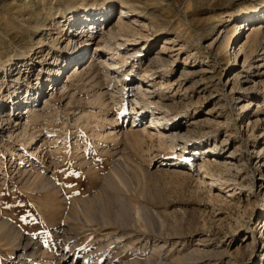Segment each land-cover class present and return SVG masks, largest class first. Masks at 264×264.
Masks as SVG:
<instances>
[{"label":"rangeland","instance_id":"rangeland-1","mask_svg":"<svg viewBox=\"0 0 264 264\" xmlns=\"http://www.w3.org/2000/svg\"><path fill=\"white\" fill-rule=\"evenodd\" d=\"M131 1L138 10L112 0L92 15L80 13L76 23L71 11L64 17L53 14L56 19L49 20L47 28L33 15L44 0H0V63L12 65L0 70V84L4 83L0 90L5 89L0 92V109L6 110L2 115L18 107L22 121L29 96L35 97L38 109L46 106V99L49 102L44 118L34 125L40 129L33 144L36 152L25 151L21 142L9 137L10 130L18 133L15 123L0 121V223L8 225L0 231V264H59L62 253L71 250L78 264H180L192 251L195 255L186 264H225L227 258L237 264H257L263 259L264 108L255 104H264V53L252 55L246 39L264 14L250 19L253 26L247 29V25L238 35L235 22L243 21L238 20L243 9L264 0ZM46 3L63 5L64 0ZM106 4L107 0H97L95 6ZM40 11L46 17L48 8ZM99 18L106 29L115 26L126 49L135 46L144 51L134 74L149 91H156L153 83L139 75L148 58L158 54L171 61L168 69L158 71L174 98L173 112L180 114L190 134L203 140L202 147L207 140L217 142V160L204 155L205 148L198 156L183 144L173 148L176 143L161 123L150 122L153 115L139 122L136 116L133 122L130 100L136 90L131 92L132 84L122 97L117 80L134 61H119L97 34L88 37L79 65L67 61L83 50L79 47L72 54L67 37L83 22ZM95 50L104 52L101 59L110 64L111 72L119 70V75L110 72V79L104 68L100 75L102 88L115 94L114 109L101 114L100 138L89 132L96 128L95 122L85 129L79 125L83 119L77 120L81 111L93 109L88 99L98 88L97 77L74 71L88 65ZM55 56L56 65L47 70ZM250 63L253 68L248 72ZM38 90L41 98L33 96ZM16 98L19 102L11 105ZM148 112L152 114L151 109ZM258 115L262 119L255 125L248 122ZM114 118L116 130H127L119 143L105 137ZM201 129L207 131L203 137L198 134ZM181 139L188 142L184 136ZM47 176L54 179L55 189L42 180ZM202 241L210 244L212 252L227 246L230 254L209 257L194 252L203 247ZM100 245L106 248L100 250ZM24 248L32 249L34 256L18 259ZM237 248L243 249L238 256Z\"/></svg>","mask_w":264,"mask_h":264},{"label":"bare ground","instance_id":"bare-ground-1","mask_svg":"<svg viewBox=\"0 0 264 264\" xmlns=\"http://www.w3.org/2000/svg\"><path fill=\"white\" fill-rule=\"evenodd\" d=\"M46 1L47 0H44V3L41 4V6H40V10H45L46 8H48V12L46 13L47 14L46 17H43V14L41 13L40 10H35L33 12V15L35 18L34 21L36 23H40V26H42V27L46 26L47 28L49 27L48 26L49 20L51 22H54L56 19V16H54L53 14H55V15L59 14V15H61L60 17H64V15L67 11H71V20H73V23H74V21L76 23V20H77L76 18L80 13L82 14V12H84V16H88V15H90V13L87 14V12L90 11L91 15H92V14L96 13L95 12L96 10L104 9L105 7L107 8L109 6V4L112 3V0H107V4L105 6H103L102 8H97L95 6V3L97 0H80L81 3H79V4L74 2L75 0H64L63 5H56L53 3L49 5L46 3ZM121 4L129 6V8L133 9V10L139 9L137 4H135L131 0H121ZM99 13H101V12H99ZM242 13H243L242 17L238 18V20H243V21L235 22V25L238 29L236 32V35L239 34L241 29L245 30L247 25H249V27L247 29H250V26H253L252 23L249 22L250 19L253 20L254 18H256L255 16L257 14H261V13L264 14V1L260 5H257V6H254L252 8H248V9H243ZM244 20L247 21L248 23L246 24L244 22ZM38 26H39V24H38ZM78 29H80V30L79 31L77 30V32H73L72 34H70L67 37L68 43H67L66 47H67V49H71L72 54L75 53V51L79 47L83 48V50H82V52L79 53V55H76V54L72 55L71 54L72 56H69L67 58V61L69 60V61H71V63L74 62L73 65H76V66L79 65L82 61L81 55L87 51L86 49H87L88 42H89L88 37H92V36H94V34H97V36L99 38L98 41L99 42H105V46L108 48V50L112 51L113 55L115 54V56L117 55V57L121 58V60H119V61H121V62H127L128 60L134 61L132 68L129 69L127 71V73L125 75H123L122 78L119 77V79L117 80L118 83H120V85H119L120 89H119L118 93L122 97H125L126 93L130 92V90H127V88L129 86H132V84H133V89H131V92L133 90H136L135 94L132 96L133 98L130 100L132 103L133 122L135 121L136 116H138L137 122H139L141 119L146 118V116L153 115V117L150 119V122L161 123L162 129L164 131H166V134L172 138V141L174 143H176L173 148H176V145L183 144L182 148L187 149V151H189V153H191V155H193V156L201 155L202 153L200 152V149L205 148L207 150L205 152H203V154L214 156L215 160H217L216 154L220 155V152L217 151V149H218L217 142L214 139H212L211 141L207 140V143L205 144V146L202 147L203 140L198 141V138H196L192 134H190L188 127H186L185 124H183L182 121L180 120L181 119L180 114H174V112H173L174 107H173L172 103H174V98H170L169 94L166 92V90H168L169 87L167 86V83H165V81L162 79L163 77H161L162 75L158 71V69L163 68V67L168 69L171 65L170 64L171 61L164 59L161 55H158V54H155L154 56L148 58V61H147L148 64L145 65L142 73H139V75L141 74V75H144L145 77H148L149 82L153 83L156 91H154V90L149 91L148 87L147 88L144 87V86H146V84H144L145 81L142 80V78L138 79V76L134 74L135 73L134 66L136 63L143 60L142 54L144 53V51H141L138 47H135V46L133 47V49L131 51L126 49L128 46L126 47V44L118 38V35L116 33V30H115V26L106 29L104 27L103 19L99 18L98 21H93L92 19H90V21H88V22L85 21L82 23L81 26L80 25L78 26ZM133 45H135V44H133ZM246 45H247V47H248V49L252 55L257 54V56H261L264 53V16L263 17L260 16V21L254 23L251 35H248V37L246 39ZM242 48H244V47H242ZM122 50H124L125 53H121ZM102 54H104V52H102L101 50H95L91 54V57H90L91 59H90V62L88 63V65H86L84 68H81V65H82L81 64L80 65V68H81L80 71H78L77 68L74 69L75 73L78 75L90 73V74H92L93 77H95V78L97 77V81L95 84H97L98 88H97L96 92L94 93V95L91 94L92 95L91 99L90 98L88 99L90 104L93 106L92 107L93 109H87L85 111H81L80 115H78V117H77L78 121H82V119L84 121L87 119V121H84V122L82 121V123L79 124L80 126L82 125L83 128H85V129H89V126L93 122L96 123L97 126L95 129L94 128L89 129V132H91V135H93L95 138H100V136L102 135V133H100L101 132L100 128L103 126L102 122H100L101 114L104 113L105 111L109 112L110 110L114 109V100L113 99H114L115 94L110 93L108 91V89H105V88L103 89L102 88V86H103L102 82L100 84V75L102 73V68H104L103 72L106 73L105 74L106 78L110 79L111 74L113 75L114 72H115V74L119 75V70L114 69V72L110 71L112 68L110 67V64H106L107 62L105 63V61H103L101 59ZM57 60H58V57L55 56L54 62L52 64H50L49 65L50 67L48 66L46 69L52 70V68H54L53 66L56 65ZM262 60L264 62V59H262ZM23 62H25V61L23 60ZM117 64H118V62H117ZM102 65H103V67H102ZM10 66H12V65L7 66V65H3L2 63H0V70L6 71L7 69H10ZM21 66H23V64H21ZM21 66L17 67L16 69H21ZM143 66L144 65L141 64V67H143ZM252 68H253V65H252V63H250L248 65V72H250L252 70ZM57 71H59V69ZM76 71H78V72H76ZM110 72H111V74H110ZM118 75H116V77H118ZM158 75H160L159 78H156V76H158ZM237 78H239V77L237 75H235V80H237ZM158 79H159V81H158ZM104 80H106V79H104ZM0 85L3 86L4 83H2ZM56 85H58V83ZM240 89L245 93H248L250 91V88L240 87ZM232 90H234V87H232ZM0 92H1V94H4L5 89L2 90V88H1ZM36 94H39V97H40L41 96L40 90H38L37 93L33 94V96H35ZM149 97H151V98H149ZM28 98L31 99V101L25 102L28 104L29 107H27V109H26L27 111L25 114V118H22V121L25 119L23 122L19 121V119H21L20 118L21 112L18 111L19 110L18 107H13V109H15V110L12 109L13 111H10L9 113H7L5 115H2V114L6 110L4 111V110L0 109V121L2 120V122H3L7 119V121L10 120V121H12V123H15L17 126L16 130L18 131V133L16 134L15 131L10 130L9 131V137L10 138L14 137L13 138L14 141L21 142L23 147H25V151H28L31 148L33 149V144L38 139V136H40V134H38L40 132V129L35 127L34 125H36L35 124L36 122H38L42 118H44V115L46 113L45 107H48V104H49L48 99H46L45 103H44V105H46V106L45 107L43 106L42 108L38 109V106L35 104V102H36V99H34L35 97L32 98L29 96ZM36 98H38V96ZM233 98L234 99L235 98L240 99L239 96L238 97L233 96ZM16 101L19 102L18 99L16 98V99H13L10 104L14 105L15 103H17ZM152 104L154 105L153 107L151 106ZM158 104L162 105L167 112L165 110L159 108ZM235 104H236V102H235ZM138 105L142 107L141 109L139 108L140 109L139 111L137 108ZM255 105H257L258 107L264 108V104L261 102H256ZM15 106H16V104H15ZM149 109L152 110V114L150 112H148ZM261 119H262V115H258L255 120L254 119L252 120L251 118H249L248 122H252V125H255L257 123L256 121L261 120ZM110 123H111L112 128H110L109 132L106 133L105 137L107 139L115 140L116 142L119 143V141L121 140V137L123 135H125V136L127 135V130H121V129L116 130V127H118V119H116V118L111 120ZM16 126H14V127H16ZM76 134H75L76 138H80V135L78 133H76ZM198 134L200 137H203L204 135L207 134V131L201 129L200 131L198 130ZM181 136L182 137L184 136V138L186 140H188V142L187 143L182 142ZM77 141L79 143L81 142L80 139H77ZM5 144H7V143L4 142V140H2V145H5ZM79 146L83 147L85 145L79 144ZM263 150H264V148H263ZM36 151H37L36 149L32 150V152H36ZM84 151H85V149H84ZM261 152L262 151H258L257 154L259 155V154H261ZM83 161H84V163L89 162V160L87 159L86 156L83 158ZM4 162H5V159L1 163L4 164ZM218 162L219 161H217V163ZM222 164L224 166H226V164H224V163H222ZM217 165L218 164H216V166ZM202 167L203 166H201L200 168H202ZM42 180L44 182H46L47 185L51 186L54 189L57 186L54 182V179L51 176H47L45 178L43 177ZM262 221H263V224H262L260 230H264V217H262ZM6 225H7V222H5V221L1 222L0 223V231L3 230L2 228L3 227L5 228ZM104 226H106V225H104ZM100 239H101V237H100ZM262 242L264 243V232H263ZM201 243H202L203 247L201 249H199L197 247L198 249L194 250V252H198L199 254L203 253L205 255L207 254L208 256L212 255V253H214L216 256H219V257H222L223 255L225 256L227 253L230 252L229 251L230 249L227 246H226V248H222V250L219 249L218 252L217 251L212 252L208 249L210 247L209 243H205L203 241ZM105 244H106V242H105ZM246 246L248 247V245H246ZM104 248H106V245H102L100 247V250H102ZM112 250H114V249H112ZM71 252H72V250L68 254L62 253L63 257L61 258L59 264H78L77 256L75 254H72ZM192 252H190V253L187 252L189 254L186 253L187 255L183 256V258H182V256L181 257L179 256L180 258H182L179 261L180 264L185 263V262L188 263L186 260L192 259V255L194 254ZM242 252H243L242 248H237V255L236 256H238V254H242ZM33 254H34V251L32 249H29L27 251L26 248H24L23 252L21 254H19L18 259L29 258L31 256H34ZM209 257H211V256H209ZM226 260H228V261H226L225 264H232L233 262H234V264H237V263H235L237 261L231 262V259H229V258H227ZM171 262H173V261H171ZM171 262H169V263H171ZM175 262H177V260ZM20 263H21V261H20ZM140 263L141 262H138V261H136L134 263L132 262V264H140ZM147 263L149 264V262H147ZM190 263H192V262H190ZM150 264H153V263H150ZM257 264H264V255H263V259L259 260V262Z\"/></svg>","mask_w":264,"mask_h":264}]
</instances>
